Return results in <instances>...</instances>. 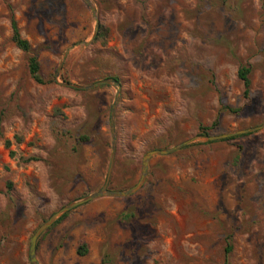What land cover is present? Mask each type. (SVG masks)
Segmentation results:
<instances>
[{"label":"rangeland","instance_id":"1","mask_svg":"<svg viewBox=\"0 0 264 264\" xmlns=\"http://www.w3.org/2000/svg\"><path fill=\"white\" fill-rule=\"evenodd\" d=\"M91 1L98 25L85 0H0V264H32L52 214L110 171L109 189L136 186L148 152L183 142L150 158L136 192L68 211L40 236V263L264 264V0Z\"/></svg>","mask_w":264,"mask_h":264},{"label":"water","instance_id":"2","mask_svg":"<svg viewBox=\"0 0 264 264\" xmlns=\"http://www.w3.org/2000/svg\"><path fill=\"white\" fill-rule=\"evenodd\" d=\"M89 6L91 7L95 20L97 22L98 25V15H97V10L95 8V6L93 5L91 0H85ZM98 30H96L97 33ZM83 43H88V42H83ZM62 65V63H61ZM60 65V67H61ZM113 81L111 79H105V80H101L98 82H95L93 84H89V85H76V84H66L67 86L73 87V88H77V89H89V88H93V87H97L100 85H104V84H110ZM120 86V85H118ZM260 127H255V128H251V129H247V130H241V131H237L235 133H231V134H224V135H218V136H210L208 137L210 140H216V139H221V138H226L235 134H242L248 131H253V130H257ZM112 129L114 132V127H113V120H112ZM114 134V133H113ZM187 144V142H183L181 144H178L177 146H174L172 148H168V149H160V150H153L150 151L146 154V156L144 157V165H143V173H142V177L141 180L138 182V184L128 190L125 191H116V190H111L108 188V184H109V180H110V173L108 176V179L106 181L105 186L100 189L97 192H94L88 196H85L84 198L80 199V200H76L73 201L65 206H63L60 210H58L57 212H55L54 214H52L45 222H43L40 226H38V228L35 230V232L33 233L32 237H31V241H30V249H29V256H30V260L32 264H41L38 256H37V243L38 240L40 238V236L47 230L49 229L63 214L67 213L68 211L74 209L75 207L88 202L90 200L96 199L98 197L104 196V195H109V196H128L131 195L132 193L136 192L141 185L143 184V182L145 181V178L147 176V172H148V168H149V161L150 158L154 155H161V154H166V153H170L172 151H174L175 149H178L180 147H182L183 145Z\"/></svg>","mask_w":264,"mask_h":264},{"label":"trees","instance_id":"3","mask_svg":"<svg viewBox=\"0 0 264 264\" xmlns=\"http://www.w3.org/2000/svg\"><path fill=\"white\" fill-rule=\"evenodd\" d=\"M11 27H12V41L14 42V44L19 49H21V50H23L25 52H30L31 51V44L26 38H24L21 35L20 29H19V26H18V21L14 17L12 18V21H11ZM28 70H29V73H30L31 77L37 83H40V84H44L45 83V80H44V78H43V76L41 74V63H40L38 55L30 54V56L28 58ZM250 72H251V69L248 66H241L238 69V77L243 82V85H244L243 95L246 98L250 97V90H251ZM113 79L115 81H117L116 78H113ZM225 108L228 109L231 112H237L238 111L237 108H234V107H231V106H225ZM216 125H217V121H214L212 126H216ZM201 129L207 131L209 129V127L202 126ZM241 135H246V133L241 134ZM1 136H2V117L0 116V137ZM232 138H234V137H232ZM80 140L81 141H87V140H89V138L87 136H81ZM11 145H12V141L10 139H6L5 140V146L7 148H10ZM14 154H15L14 151L10 150V155L14 156ZM33 159L34 158H28L26 161H31ZM68 213L69 212H67L64 215H62L53 225H55L56 223L61 221L64 217H66V215ZM49 229H47V231ZM38 244H39V240H38V243H37V247H38ZM232 249H233V245H232V243L230 241V237H229L228 240H227L226 247H225L226 255H228L232 251ZM86 251L87 250L85 248L79 249V253H81V254L85 253Z\"/></svg>","mask_w":264,"mask_h":264}]
</instances>
